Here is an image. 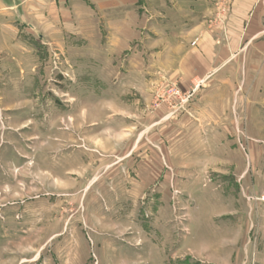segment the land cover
<instances>
[{"label":"rangeland","instance_id":"rangeland-1","mask_svg":"<svg viewBox=\"0 0 264 264\" xmlns=\"http://www.w3.org/2000/svg\"><path fill=\"white\" fill-rule=\"evenodd\" d=\"M35 1V63H0V264H264V0Z\"/></svg>","mask_w":264,"mask_h":264},{"label":"crops","instance_id":"crops-1","mask_svg":"<svg viewBox=\"0 0 264 264\" xmlns=\"http://www.w3.org/2000/svg\"><path fill=\"white\" fill-rule=\"evenodd\" d=\"M255 0H235V12L246 15L255 10ZM36 16L44 15V0L35 1ZM56 3V2H55ZM239 11V12H237ZM28 16V0H0V63L5 65L6 79L24 78L28 65L34 64L36 59L29 54L27 37V23L22 26ZM23 17V18H22ZM41 20H43L41 18ZM24 23V22H23ZM38 26V25H37ZM252 39H231L219 45L214 40H199V79L206 80L215 74L218 69H213V64L221 65L220 68L238 53L243 51L245 60L251 55ZM41 44V43H40ZM230 55V59H229ZM247 61V60H246ZM226 62V63H225ZM213 69V70H212ZM190 78L191 73L184 72V78Z\"/></svg>","mask_w":264,"mask_h":264}]
</instances>
